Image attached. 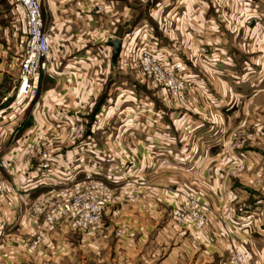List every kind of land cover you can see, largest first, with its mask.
Wrapping results in <instances>:
<instances>
[{
	"label": "crops",
	"instance_id": "obj_1",
	"mask_svg": "<svg viewBox=\"0 0 264 264\" xmlns=\"http://www.w3.org/2000/svg\"><path fill=\"white\" fill-rule=\"evenodd\" d=\"M101 1L104 8L96 12L91 0H42L45 26H56L49 42L60 72L40 76L17 141L0 138V156L9 152L13 161L0 172L12 185L0 199L6 220L0 264H32V227L38 220L17 194L34 171L32 164L23 167L19 144L61 107L81 109L90 131L82 142L51 144L56 177L76 179L94 161L102 170L130 165V179L136 180L137 200L122 203L117 217L107 215L93 236L99 251L108 247V264H225L232 244L245 251L247 264H264V0L240 3L259 21L261 39L252 23L230 31L209 0ZM238 5L231 0L227 12ZM165 12H175L167 28L159 22ZM132 29L129 38L147 32L143 38H153L160 52L184 60L194 84L190 105L166 104L157 87L123 65L121 49L111 64L108 40ZM200 46L207 54L199 53ZM55 121L48 124L53 130ZM247 133L251 137L238 143ZM238 153L243 163L232 173ZM47 187L29 188V198ZM169 188L198 191L208 205L199 240L171 217L176 195ZM239 204L252 210L248 217L242 213V222L234 212ZM68 230L75 229L64 219L48 230L46 241L58 237L56 242L72 246L63 234Z\"/></svg>",
	"mask_w": 264,
	"mask_h": 264
},
{
	"label": "built area",
	"instance_id": "obj_2",
	"mask_svg": "<svg viewBox=\"0 0 264 264\" xmlns=\"http://www.w3.org/2000/svg\"><path fill=\"white\" fill-rule=\"evenodd\" d=\"M17 2L25 18L23 53L12 89L13 100L0 107V138L7 135L10 141H17L18 125L26 119L27 108L38 96L40 76L60 72L53 65L49 42L56 26L54 23L45 26L42 0H17ZM209 2L228 24L230 31L237 33L243 25L252 23L256 38H262L259 21H252L253 12L247 10L246 4L240 6L244 0H238V9L230 13L227 12V6L231 0H209ZM91 6L99 12L104 8V3L101 0H91ZM174 13L165 12L160 16L159 22L164 28L171 25ZM133 33L134 29L122 36L123 65L135 69L142 78L157 87L164 98H169L178 106L190 105L193 98L190 89L194 84L187 75L184 60L160 52L159 48L155 47L153 38L151 41L143 38L147 32L142 35L137 34L136 39L129 38ZM198 51L207 54L204 46H200ZM54 118L56 121L53 130L49 127L52 125L48 124L53 122ZM88 131L90 127L81 109L70 111L61 107L54 114H47L44 122H37L19 144L25 156L23 167L32 164L34 174L31 181H26L18 187L17 197L26 204V211L32 220H41L44 229L67 219L71 221L75 230L91 238L98 233L107 215L117 217L120 204L135 202L138 198L136 180L130 179V165L122 164L117 170L111 168L102 170L96 162L89 161L86 162L82 175L76 179L66 181L54 175L51 144L56 140L82 142L88 136ZM251 135V133L242 137L237 135L238 143ZM34 160L37 162L33 163ZM242 163L243 153H238L234 165L231 166V172L234 173ZM12 165L9 152L0 156V172L2 169H9ZM40 185H52V187L29 198L28 189ZM11 186L8 180L0 177V199L11 189ZM168 191L176 195L170 210L171 217L190 228L194 242L199 240L209 220L208 205L198 191L185 188H169ZM251 211L246 204L237 205L234 208V212L238 213L236 221L242 222V213H246L245 217H248ZM5 225L6 220L0 209V231ZM115 233L120 234L121 231L117 229ZM42 235L43 231L40 229L34 240L35 244L40 241ZM225 264H247L245 251L239 245L232 244Z\"/></svg>",
	"mask_w": 264,
	"mask_h": 264
},
{
	"label": "rangeland",
	"instance_id": "obj_3",
	"mask_svg": "<svg viewBox=\"0 0 264 264\" xmlns=\"http://www.w3.org/2000/svg\"><path fill=\"white\" fill-rule=\"evenodd\" d=\"M24 27L23 10L17 0H0V107L13 100L12 89L23 53ZM165 102L169 105L176 104L169 98H165ZM6 136L4 138L8 139ZM50 187L52 185H48L47 188ZM44 227L41 220H38V223L32 227V246L30 245L32 247V264H108V247H102V251H99V247L92 243L93 237L84 236L86 237L85 241H81L80 235H83L78 230H68L63 234L73 242L71 244L74 246L68 249L72 246L56 242L55 239L58 237H50L53 242L48 243L46 241L47 232L48 230L50 232V229L55 225L50 228L46 227V229ZM40 229L43 231V235L40 241L35 244L34 240ZM55 231H59V228H56ZM81 243L84 245H80Z\"/></svg>",
	"mask_w": 264,
	"mask_h": 264
},
{
	"label": "water",
	"instance_id": "obj_4",
	"mask_svg": "<svg viewBox=\"0 0 264 264\" xmlns=\"http://www.w3.org/2000/svg\"><path fill=\"white\" fill-rule=\"evenodd\" d=\"M108 44L111 46L110 61L111 64L114 66L116 64V60L121 49L122 37L116 36L115 38L108 40Z\"/></svg>",
	"mask_w": 264,
	"mask_h": 264
},
{
	"label": "trees",
	"instance_id": "obj_5",
	"mask_svg": "<svg viewBox=\"0 0 264 264\" xmlns=\"http://www.w3.org/2000/svg\"><path fill=\"white\" fill-rule=\"evenodd\" d=\"M6 104V103H5Z\"/></svg>",
	"mask_w": 264,
	"mask_h": 264
}]
</instances>
